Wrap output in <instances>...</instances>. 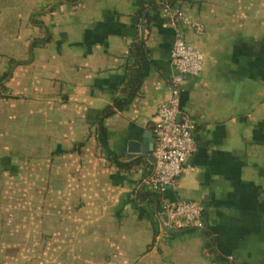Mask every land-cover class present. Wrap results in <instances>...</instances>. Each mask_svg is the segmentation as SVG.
<instances>
[{
  "label": "crops",
  "instance_id": "1",
  "mask_svg": "<svg viewBox=\"0 0 264 264\" xmlns=\"http://www.w3.org/2000/svg\"><path fill=\"white\" fill-rule=\"evenodd\" d=\"M51 1L0 0V183L16 192V212L33 217L40 206L68 254L90 255L79 264H264V0L176 3L204 28H179L203 65L180 87L195 151L161 192L147 179L156 109L174 75L167 9L75 0L50 14ZM128 98L102 121L109 156L93 118ZM130 142L147 156L127 152ZM178 201L202 205L210 249L202 230L167 227L162 205Z\"/></svg>",
  "mask_w": 264,
  "mask_h": 264
},
{
  "label": "built area",
  "instance_id": "2",
  "mask_svg": "<svg viewBox=\"0 0 264 264\" xmlns=\"http://www.w3.org/2000/svg\"><path fill=\"white\" fill-rule=\"evenodd\" d=\"M167 25L175 30V38L170 50V62L174 75L170 79L169 95L156 109L152 148V171L147 185L154 192L173 187L182 174L183 166L195 151L193 138L194 123L181 110V84L187 76H198L203 65V56L193 42L185 40L180 26L184 25L195 34L201 35V24L184 17L177 8L167 10ZM162 214L166 225L174 231L203 229V207L196 201L164 202ZM225 264H230V259Z\"/></svg>",
  "mask_w": 264,
  "mask_h": 264
},
{
  "label": "rangeland",
  "instance_id": "3",
  "mask_svg": "<svg viewBox=\"0 0 264 264\" xmlns=\"http://www.w3.org/2000/svg\"><path fill=\"white\" fill-rule=\"evenodd\" d=\"M63 2L73 5L75 0L51 1L46 8L51 14ZM32 18L35 23L42 21V16L37 14ZM39 37L44 35L40 33ZM9 184L8 180L0 183V264H79L84 258L85 262L90 261V255L65 251L56 229L41 221L40 206H34L33 217L19 206L16 212V192L10 190ZM49 233L54 237H47Z\"/></svg>",
  "mask_w": 264,
  "mask_h": 264
},
{
  "label": "trees",
  "instance_id": "4",
  "mask_svg": "<svg viewBox=\"0 0 264 264\" xmlns=\"http://www.w3.org/2000/svg\"><path fill=\"white\" fill-rule=\"evenodd\" d=\"M69 1V0H68ZM179 0H159V2L157 3L154 0H149L146 5H147V9H150L151 11L148 12V14L150 15L151 13H154L157 10H171L175 7L176 3ZM147 14V17L149 16ZM35 26H39L41 28V24L40 23H33ZM141 83V78L136 80V82L134 83L133 87H138ZM131 98V97H129ZM129 98L124 101V102H119L116 101L113 106L106 108L105 110L99 112V114H96V116H94L93 121L96 123V130H97V142L99 144V146L104 149L107 154L109 156H112L111 154H113L111 152V150L109 149L108 146V141H107V134H106V130L102 124V121L104 118H107L109 116H111L115 110L120 111L122 110L128 103H129ZM112 161V163H114L116 166L120 167V168H124L127 165L121 164L119 163L118 159L113 156L110 159ZM157 195L154 192H146L143 195V199H154L157 200ZM202 232L205 236V238L209 241V235L206 233L205 230L202 229ZM207 248H211V243L210 241L207 244Z\"/></svg>",
  "mask_w": 264,
  "mask_h": 264
},
{
  "label": "water",
  "instance_id": "5",
  "mask_svg": "<svg viewBox=\"0 0 264 264\" xmlns=\"http://www.w3.org/2000/svg\"><path fill=\"white\" fill-rule=\"evenodd\" d=\"M139 145L138 143H133V142H130L128 143V146H127V152L129 153H143V155L147 156V153L149 151L148 147H146L145 145ZM153 148V141H152V147H151V150ZM166 218L165 216H163V221H165ZM203 225L205 226V221L203 220Z\"/></svg>",
  "mask_w": 264,
  "mask_h": 264
}]
</instances>
